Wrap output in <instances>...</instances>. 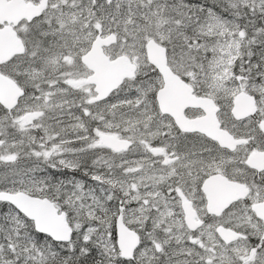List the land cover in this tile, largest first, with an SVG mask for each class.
Wrapping results in <instances>:
<instances>
[{
	"label": "snow or ice",
	"instance_id": "1",
	"mask_svg": "<svg viewBox=\"0 0 264 264\" xmlns=\"http://www.w3.org/2000/svg\"><path fill=\"white\" fill-rule=\"evenodd\" d=\"M0 264H264V0H0Z\"/></svg>",
	"mask_w": 264,
	"mask_h": 264
}]
</instances>
